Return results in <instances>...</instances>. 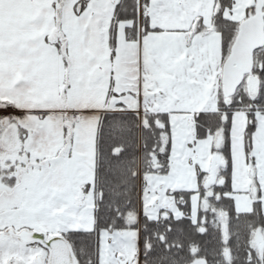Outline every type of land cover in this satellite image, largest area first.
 Wrapping results in <instances>:
<instances>
[{
	"label": "snow or ice",
	"instance_id": "1",
	"mask_svg": "<svg viewBox=\"0 0 264 264\" xmlns=\"http://www.w3.org/2000/svg\"><path fill=\"white\" fill-rule=\"evenodd\" d=\"M0 264H264V0H0Z\"/></svg>",
	"mask_w": 264,
	"mask_h": 264
}]
</instances>
